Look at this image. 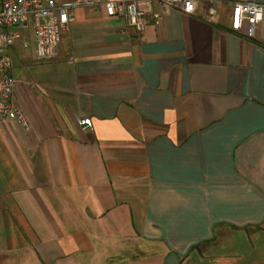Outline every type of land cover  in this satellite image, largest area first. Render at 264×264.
I'll use <instances>...</instances> for the list:
<instances>
[{
	"label": "crops",
	"instance_id": "0c3cea01",
	"mask_svg": "<svg viewBox=\"0 0 264 264\" xmlns=\"http://www.w3.org/2000/svg\"><path fill=\"white\" fill-rule=\"evenodd\" d=\"M172 7L136 32L80 8L60 55L12 52L0 264H264V18ZM90 119L92 126L82 125Z\"/></svg>",
	"mask_w": 264,
	"mask_h": 264
},
{
	"label": "built area",
	"instance_id": "2783aa9c",
	"mask_svg": "<svg viewBox=\"0 0 264 264\" xmlns=\"http://www.w3.org/2000/svg\"><path fill=\"white\" fill-rule=\"evenodd\" d=\"M99 6L109 17L121 18L128 27L142 33L172 7L194 13L197 0H0V124L25 129L29 126L14 98L15 79L9 46L31 34L35 57L39 60L55 58L60 55L61 35L76 21L77 10ZM263 18L264 4L235 2L231 28L254 38ZM81 124L92 126V121L85 119Z\"/></svg>",
	"mask_w": 264,
	"mask_h": 264
},
{
	"label": "rangeland",
	"instance_id": "374dc122",
	"mask_svg": "<svg viewBox=\"0 0 264 264\" xmlns=\"http://www.w3.org/2000/svg\"><path fill=\"white\" fill-rule=\"evenodd\" d=\"M27 44V46H25V44ZM11 49L16 52H22V51H26V50H32L33 49V40L31 37V34H27V37L24 39H19L16 40L12 45H11ZM10 49V52H12V50Z\"/></svg>",
	"mask_w": 264,
	"mask_h": 264
}]
</instances>
